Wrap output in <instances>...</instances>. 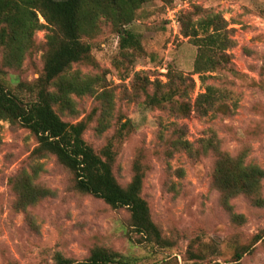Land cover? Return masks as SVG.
I'll return each mask as SVG.
<instances>
[{"label": "rangeland", "instance_id": "374dc122", "mask_svg": "<svg viewBox=\"0 0 264 264\" xmlns=\"http://www.w3.org/2000/svg\"><path fill=\"white\" fill-rule=\"evenodd\" d=\"M198 8L221 16L234 40L227 52L229 65L206 74L204 83L193 73L196 48L180 30V17ZM171 14L179 23L177 30L169 21ZM38 23L41 27L27 39L29 48L19 62L7 63V52L0 47V80L25 102L34 99L33 84L42 74L52 29L40 16ZM99 23L82 37L91 47L90 62L71 69L89 78L95 93L70 96L74 117L66 111L58 114L68 123L91 115L84 141L96 153L112 145V173L120 186L130 182L134 163L140 164L141 197L173 247L138 244L128 229L127 210H113L77 193L72 176L53 157L31 158L36 140L27 130L0 120V264H53L57 253L78 263L95 247L118 253L128 264L173 259L178 264H224L243 246L251 250L239 264H264V203L257 206L244 196L226 202L213 184L212 151L217 147L230 156H242L245 166L264 171V0H172L168 5L150 0L127 26L143 50L132 64L122 61L112 27ZM168 70L193 81V89L180 100L192 106L203 89L212 86L223 93L228 111L201 116L192 110L177 118L144 104L153 96L156 81L168 82ZM109 100L112 105L102 122L98 115ZM126 122L128 127L117 134ZM37 165L34 183L50 194L27 205L10 179L23 171L32 174ZM256 236L261 239L252 245ZM209 244L217 249L215 256L201 263L189 260V246L198 251Z\"/></svg>", "mask_w": 264, "mask_h": 264}, {"label": "trees", "instance_id": "16d2710c", "mask_svg": "<svg viewBox=\"0 0 264 264\" xmlns=\"http://www.w3.org/2000/svg\"><path fill=\"white\" fill-rule=\"evenodd\" d=\"M149 1L0 0V47L7 52L4 57L7 63L19 62L29 48L27 39L41 27L38 16L52 28L45 45L42 74L33 84L34 99L23 101L8 91L0 80V120L27 130L36 140L31 158L37 161L53 157L72 176L73 188L77 193L101 200L113 210H127L128 229L137 236L138 244L169 249L173 245L168 243L167 238L163 237L153 223L149 207L141 197L143 173L140 164L134 163L130 182L124 187L120 186L112 173L115 160L112 145L108 144L96 153L84 141L87 121L91 115L87 119L68 123L58 114L59 111H66L70 117H74V103L70 96L95 93L89 78L71 72L73 66L83 65L91 60V47L82 40L86 31L92 30L95 22L108 24L118 38L122 61L132 64L143 50L139 37L128 30L127 26L134 21L141 6ZM160 1L165 5L172 2ZM180 30L182 37L196 48L193 73L199 76L202 83L206 74L215 73L229 65L227 52L234 46V40L221 16L198 8L193 13H185L180 17ZM170 72L168 70V76L166 75L167 83L155 82L153 96L143 100L144 104L160 111H168L177 118L188 116L192 110L201 116L210 112L228 111L223 104V93L212 86L205 87L192 106L180 100L193 89V81ZM1 74L0 67V77ZM100 97L103 98V95ZM107 103L98 115L102 122L112 105L110 100ZM128 125V122L121 124L117 134L121 135ZM101 131H104L103 125L100 126ZM212 151L216 160L213 184L225 201L244 196L261 206L264 203L261 198L264 171L257 166H245L242 156H230L217 147H213ZM38 167L32 174L23 171L10 179L18 197L27 205H34L39 198L50 194L49 190L43 191L34 183L40 170V166ZM234 219H238V224L243 220L241 216ZM260 239L261 236L253 238L252 245ZM250 250L251 246L238 247L231 262L224 264H239ZM216 253L217 249L210 244L198 251H193L189 246L186 251L189 260L200 263ZM122 258L109 249L95 247L83 262L75 263L59 253L52 259L53 264H128ZM153 264L178 263L173 259Z\"/></svg>", "mask_w": 264, "mask_h": 264}, {"label": "built area", "instance_id": "2783aa9c", "mask_svg": "<svg viewBox=\"0 0 264 264\" xmlns=\"http://www.w3.org/2000/svg\"><path fill=\"white\" fill-rule=\"evenodd\" d=\"M169 21L171 22L173 26H176V30L179 29V23L176 21V19L174 18L172 14H171V18L169 19Z\"/></svg>", "mask_w": 264, "mask_h": 264}]
</instances>
